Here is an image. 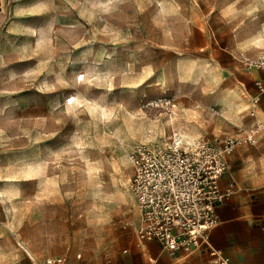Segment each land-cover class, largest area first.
<instances>
[{"label":"rangeland","instance_id":"374dc122","mask_svg":"<svg viewBox=\"0 0 264 264\" xmlns=\"http://www.w3.org/2000/svg\"><path fill=\"white\" fill-rule=\"evenodd\" d=\"M263 39L264 0H0V264H110L130 148L234 135Z\"/></svg>","mask_w":264,"mask_h":264},{"label":"built area","instance_id":"2783aa9c","mask_svg":"<svg viewBox=\"0 0 264 264\" xmlns=\"http://www.w3.org/2000/svg\"><path fill=\"white\" fill-rule=\"evenodd\" d=\"M247 60L248 67L264 70V44L260 53ZM254 85L264 92V76ZM251 114H254L251 111ZM263 127L260 120L239 127L234 135L214 136L212 140L187 141L180 135H159L138 141L128 151L131 168L129 186L134 196L139 221L135 235L140 241L155 240L163 249L186 253L206 248L213 262L235 264L209 240L218 223L217 207L232 193L222 186L228 170L227 156L242 143H253ZM64 255H46L31 264H82Z\"/></svg>","mask_w":264,"mask_h":264},{"label":"crops","instance_id":"0c3cea01","mask_svg":"<svg viewBox=\"0 0 264 264\" xmlns=\"http://www.w3.org/2000/svg\"><path fill=\"white\" fill-rule=\"evenodd\" d=\"M229 47L234 58V54L242 53L234 44ZM262 76L264 70L249 67L240 80L249 107L246 125L258 119L263 127L255 142L239 144L227 156L228 170L221 185L231 186L233 193L217 207L218 223L209 233L211 244L235 264H264V92L254 85ZM110 264L218 263L212 261L206 248L191 253L181 249L171 251L155 240L140 241L135 235L118 250Z\"/></svg>","mask_w":264,"mask_h":264}]
</instances>
